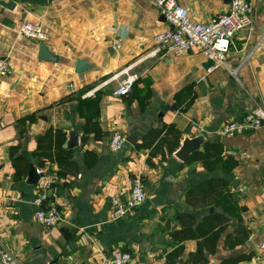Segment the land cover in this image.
Segmentation results:
<instances>
[{"label": "crops", "instance_id": "crops-1", "mask_svg": "<svg viewBox=\"0 0 264 264\" xmlns=\"http://www.w3.org/2000/svg\"><path fill=\"white\" fill-rule=\"evenodd\" d=\"M178 2L195 21L206 23L226 12L231 0ZM249 2L252 23L235 37L228 66L210 71L211 62L198 50L182 57L157 52L155 38L168 23L152 0H0V59L12 71L0 77V254L11 253L19 264H98L121 250L133 255L131 264H166L176 243L172 233L182 228L178 214L194 213L186 190L223 178L230 187L238 180L231 190L246 208L242 217L251 234L235 250H226L223 237L209 264L248 253L254 257L242 264H264V131L233 138L222 133L229 121L243 119L256 106L264 108V0ZM23 22L44 26L49 37L44 43L55 62L39 59L42 42L20 35ZM79 60L91 68L76 73ZM128 75L139 77L134 91L116 96ZM97 94L104 140L90 136L85 146L79 142L74 149L78 176L64 175L56 164L34 156L38 140L51 128L65 131L68 141L71 132L81 139L86 119L79 100ZM163 105L176 109L160 117ZM32 115L34 123H23ZM169 125L181 134L178 150L185 139L202 137L221 143L222 159L231 157L235 168L227 173L221 166L207 170L199 162L187 164L175 156L178 150L167 151L165 161L153 159L151 166L149 150L136 145L150 130ZM116 132L137 142L113 153L109 141ZM13 146L28 160L27 174L19 180L10 156ZM85 150L98 155L92 169L82 160ZM31 165L52 182L46 206L61 211L58 227L46 228L36 217L40 188L27 183ZM137 176L143 179L146 202L111 222L112 199L128 198ZM184 247L176 264H186L197 242L186 241Z\"/></svg>", "mask_w": 264, "mask_h": 264}, {"label": "trees", "instance_id": "trees-1", "mask_svg": "<svg viewBox=\"0 0 264 264\" xmlns=\"http://www.w3.org/2000/svg\"><path fill=\"white\" fill-rule=\"evenodd\" d=\"M135 86V85H134ZM192 89L191 86L188 88ZM134 91V88H133ZM100 95L97 94L91 100H79V112L86 119L81 134V144L86 145L90 136L96 141L104 140V132L98 120ZM34 115L27 117L23 123L29 121L34 123ZM181 134L173 125L164 126L162 129L150 130L136 145L137 150H149L148 163L155 166L152 160L160 157L162 161L167 159V151L174 154L180 146ZM67 133L61 129H49L46 134L38 140V146L34 156L45 159L56 164L64 175L76 177L81 168L75 160L74 149H68ZM18 146L10 149L13 166L16 170L15 178L20 179L27 174L28 160L23 156H17ZM224 146L221 143L206 142L202 151L191 155L187 164L202 163L207 170H214L221 166L225 172H231L236 161L231 157L222 159ZM84 164L92 169L98 162V155L85 150L82 155ZM25 165L21 171L20 164ZM185 201L194 213H179L178 220L182 228L173 231L176 240L174 248L166 255V264H176L184 253V243L194 240L197 249L191 253L186 264H209L210 257L216 255L218 245L224 237L226 250H235L244 246L250 238L251 231L248 229L242 214L245 207L240 206L234 197L230 183L223 178H213L195 184L185 192ZM254 253L239 254L222 259L219 264H242L251 261Z\"/></svg>", "mask_w": 264, "mask_h": 264}, {"label": "built area", "instance_id": "built-area-1", "mask_svg": "<svg viewBox=\"0 0 264 264\" xmlns=\"http://www.w3.org/2000/svg\"><path fill=\"white\" fill-rule=\"evenodd\" d=\"M160 14L168 23V28L156 36L157 52L165 51L168 55L182 57L198 50L211 62L210 71L228 66L230 52L235 37L252 23L254 9L249 0H231L229 9L206 23L195 21L188 9L178 0H152ZM21 36L38 42H46L48 34L41 23L23 22L19 27ZM116 48H121L117 43ZM130 68V67H128ZM125 69V71L128 70ZM11 68L5 60L0 59V77H8ZM236 73H234L235 75ZM138 75H128L120 82L115 95L125 97L133 92ZM247 131H264V108L256 106L252 111L239 120H231L222 128V133L233 138ZM81 142V139H79ZM126 138L116 132L109 141V149L113 153L122 151ZM42 177L38 187L40 193L34 201L38 208L36 217L46 228L58 227L61 221V211L55 205L46 206L51 181L45 179L42 170H36ZM147 200V192L143 179L135 177L130 195L125 200L118 197L112 199L110 213L111 222H119L135 213ZM264 251V245H262ZM134 257L129 252L115 250L109 256L101 259L98 264H131ZM0 264H19L15 256L9 252L0 254Z\"/></svg>", "mask_w": 264, "mask_h": 264}, {"label": "water", "instance_id": "water-1", "mask_svg": "<svg viewBox=\"0 0 264 264\" xmlns=\"http://www.w3.org/2000/svg\"><path fill=\"white\" fill-rule=\"evenodd\" d=\"M39 59L41 61H52V62L56 61V58L50 53L49 49L47 48V46L45 45L44 42L40 43ZM207 66H210V64H208ZM90 68L91 67H88L86 62L79 60L77 62V67H76L75 71L78 74H82L83 72H85L87 69H90ZM159 108L161 111L160 117H163L168 111L176 109L175 106L171 107V106H167V105L160 106ZM69 136H70V140L66 144V147L68 149H75L79 145V134L77 132H71L69 134ZM127 142L133 146L137 142V138L136 137H129V138H127ZM205 143L206 142L202 137H199L196 139H185L181 148L176 152L175 156L181 162H187L189 160V158L191 157V155L195 152L200 151V147L202 145H204ZM41 177L42 176L37 173L36 168L33 165H31L30 171H29V176L27 179V183L29 185H34V186L38 185ZM237 186H238V180H233L231 182V187H233V189L236 190ZM219 263L220 262H218V263L213 262L211 264H219Z\"/></svg>", "mask_w": 264, "mask_h": 264}]
</instances>
